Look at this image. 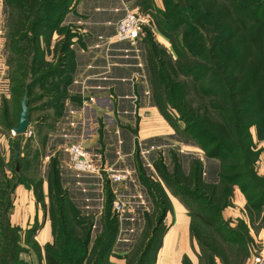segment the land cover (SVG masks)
Here are the masks:
<instances>
[{
	"label": "trees",
	"instance_id": "1",
	"mask_svg": "<svg viewBox=\"0 0 264 264\" xmlns=\"http://www.w3.org/2000/svg\"><path fill=\"white\" fill-rule=\"evenodd\" d=\"M5 1L9 8L8 21H13L12 15L15 13L21 15L22 28L27 27V22L32 23L27 27L26 33L41 37L43 33L39 31V27L45 24V34H53L59 20L74 0ZM144 4L145 11H151L152 0H145ZM164 7V10L154 12L157 30L172 40V49L179 59L183 60V64L169 66L158 64L157 61V64L151 63V71L158 70V73L154 74L155 80L151 81L153 100L165 118L174 125L177 135L178 124L170 114V109L178 113L179 121L184 123L183 137L204 150L207 162H218L219 174L216 181H207L204 178V161L196 158L189 161V172H184L186 179H179V182L175 180V176L180 173L182 167L180 159L177 156L173 159L175 168L171 173V170L167 171L164 156L159 153L154 167L160 180L144 177L146 171L139 162L140 176L143 177L144 185L156 197L154 192L164 191L169 199L166 190L169 186H164L163 183L167 181L172 182L171 187L181 183L179 190L185 197L201 201L198 205L203 212L191 211L187 202H181L188 208L191 217L198 218L206 227L216 228V234L224 238L227 246L221 248L216 245L210 248L205 244L194 233L192 217L193 236L198 240L202 252L208 250L214 257H221L223 263L231 264L227 253L237 251L238 254L242 249L236 250V247L243 246L247 253L242 252L243 259L249 258V248L254 244L243 230L241 234L231 232L233 237L242 239V244H238L241 242L227 238L218 229L223 223V205L227 203L226 197L233 193L234 186H238L244 198L248 200V218L252 224H257L261 217L258 223L260 226L264 225V214L260 216L264 210V176L260 175L257 169L260 151L251 132L252 128L256 127L259 139L264 134V0H164ZM17 36H20V33ZM57 65L37 73L35 64H31L28 73L31 79L27 84V92L32 111L34 101L41 99L34 98L32 89L52 76L65 72L67 74L69 66H75ZM19 66L18 72H23L26 77L25 71L29 68L26 66L23 70V65ZM150 75L153 76L152 73ZM182 76L186 79L182 80ZM66 78L46 92L45 89L44 92L42 90V93L51 97V93L61 84L64 104L68 95L66 89L73 79H68V76ZM22 88H18L21 93ZM192 89L195 96H190ZM61 114L62 112L58 117ZM18 145L20 147L19 142ZM18 160L20 161V157ZM60 176L56 168H53L52 172L49 170L54 239L44 247L34 239L36 226L26 232L20 227L7 226L10 199L0 207L5 210L4 214H1L0 222V264H41L44 259L47 264H113L110 259L112 255L122 257L117 248L119 220L112 214L114 194L111 188L108 187L109 204L106 210L109 211L106 212V226H102V232L94 238L92 218L85 217L76 206L73 209L79 216V226H69L70 220H67L65 215L62 216L65 213L62 202L71 201L57 186L63 185ZM20 181L24 182L23 177L18 178L11 189H5L3 194L13 193ZM182 184L185 187L181 186ZM58 208L61 211V223ZM163 212L166 214L167 210ZM163 220L164 217L160 223ZM29 237L32 238L33 244L28 242ZM154 241L155 238H149L143 255L137 259V264H146L147 252L156 244ZM160 243L161 240L154 248L155 253ZM24 254H27V257H24ZM31 256H35L36 261ZM128 263L132 261L128 260ZM152 264H155V258ZM184 264L192 262L185 258Z\"/></svg>",
	"mask_w": 264,
	"mask_h": 264
},
{
	"label": "rangeland",
	"instance_id": "2",
	"mask_svg": "<svg viewBox=\"0 0 264 264\" xmlns=\"http://www.w3.org/2000/svg\"><path fill=\"white\" fill-rule=\"evenodd\" d=\"M104 1L110 2L111 4L113 0ZM144 2L145 0H137L136 3L140 5V8L135 10L143 13L148 12L149 10L145 11L144 9ZM5 12L6 10L3 9V16L0 18V64L6 65V69H4L5 73L1 72L0 74L2 78V81L0 82V197H4L6 203L9 200L10 194L4 195L3 192L5 189L7 190V188L11 189L14 185L13 180L18 166L19 171L22 169V174L27 178V180H38L41 171L40 167L42 165L41 159H43V157L45 158V156H49L47 160L48 173L49 170L52 172L53 168L58 170L61 175L60 179L63 180V185L59 184L57 186L61 192L65 193V196H67L71 201L69 203H60L62 206H64L65 212L62 216L65 215V218H67V220L69 219L71 222V225L69 226H79L78 222L80 221L75 209H73L75 205L70 199V197H74V200L77 201L80 206L85 207L89 204V206L92 207L89 210L84 209V211H87V214L84 216L87 218L90 217V219L93 217L91 219V222L94 224L93 237L96 234L101 233L102 226H106V212L107 210L109 211V209L106 210V207L108 208L107 204H109L108 187H111L113 192L116 190L127 203L125 212L114 216V218L117 217L119 220L117 226H119L118 238L120 237V242H118L117 248L119 254L122 257L112 255L110 258L111 262L113 264H137V259L143 255V251L145 250L149 238L153 237L155 238L154 243L156 244L153 245V248L148 250L146 255V264H152L156 255L154 248L160 242L164 234L166 217L172 212L170 198L168 199L164 191L154 192L157 194V197L152 192L148 195H146V193H143L144 195L141 193L136 195L138 191L148 192V190L147 188H144V185L136 187V185L130 183L128 186H126L127 181L130 178L122 183L116 184L111 183L107 178L102 180L96 176L78 173L69 167V156L65 149L66 145L58 148V144L61 143V140L56 142L53 141V139H56L54 138L55 131H57L56 122L58 119H60L59 117L63 116L62 114L64 113V104H62V95L64 92L62 89L63 86L60 84L57 89L51 93V97L50 95L43 94L42 90L44 92L45 89L46 92L49 88L58 85L60 81L62 82L66 80V76H68V79L73 78L67 89L65 88L67 92H70V85H73V81L76 76V74H73L75 71V66L72 67V65H70L67 69L69 71L67 74H65V76L63 75L64 77L60 75L52 76L50 79L45 80L44 83H41L32 89L34 98H41L40 101L33 103L34 109L30 114V120L36 121L34 123V133L36 132V135L32 139L28 140L27 145L24 147V149H22L24 157L20 159V161L18 160L19 158H14V144L21 142L22 136H13L12 130L13 126L17 125L19 122L22 97L27 92V84L31 79V77L28 76V73H30L31 64H35L37 73L46 71L49 68H54L55 66H58L57 64H102L104 62L103 53L94 57L92 54L89 55L87 52H89L91 49H93L92 51L99 49L100 51H104L105 48L102 47L104 44L102 45L101 42L104 41L103 39L105 37L100 36L99 42H97L95 45L90 44L92 40H95V38L92 37V35H90V33H88L85 29L86 24L81 20L82 15L76 16L78 21L73 20V24L70 23V25L58 28V32L55 31L53 34L49 35L45 34L44 26L46 25L43 23L44 25L39 27V31L43 33V36L40 37L39 35L38 37L37 35L34 37L32 34H30V32L26 33V30L28 31L27 27L32 24L31 21L26 23L27 27L24 29V26L23 28L21 27L22 24L20 20L23 16L16 15L15 11H13V13H15V15H12L13 21L9 22L8 15ZM153 29L154 26H151V24L147 25L140 43L135 47L128 43H118V45L115 44L107 47L106 49L109 53V56L112 54H118V58H125V55L127 54L125 51L121 52L119 49L127 51L135 50L137 53H141L140 61L143 60L145 62L144 64L146 65V68L148 67L151 89V81H154L156 78L154 74L158 73L157 69L156 71H151V63L168 64L169 66L171 64H183V60L179 59V56H177L172 49V40L170 41V39L163 35L160 37L157 35V37L151 31ZM101 31L102 33H106L105 29H102ZM18 33H20V36H17ZM179 37H181V34ZM163 43L169 48H166ZM81 51L82 54L79 53ZM112 51H118V53H112ZM21 64L23 65L21 67L23 70L24 68L26 69V66L29 68L25 71L26 77H24L23 72H18L20 71L18 67L20 68L19 65ZM151 73L153 76L150 75ZM180 78L182 80L186 79L183 76ZM20 86L23 87L22 93L21 90L19 91L18 89L21 88ZM190 96H195V91L193 89ZM61 112V116L58 117ZM170 114H172L175 122L178 124V135L174 138H170L169 141L173 142V139H178L180 142H178L176 145H170L161 139L154 142L156 143L155 147L149 146L148 143L141 142L140 148L142 160L146 173L148 175H152V173H150L153 171L151 166L152 160L153 158H158L159 153H162L164 156L163 160L167 166V171L169 172L171 170V173H173L175 168L173 159L177 156L181 161L182 167L179 170L180 173L175 176V180L179 181L180 179L184 181L186 179L184 172H186L189 168V161L191 159L194 160L199 158L200 155L198 154L199 152L196 153V151H182L183 147L188 145L185 143V141H191L185 139L186 137H183L182 135L184 123L179 121L180 117L178 113L173 109H170ZM251 132L254 136L257 149L260 151V159L257 163V169L259 174L264 176V173H262V171H264V166L261 167L262 163H264V134L262 138L259 139L256 127H253ZM50 133H54V136L52 135V141H50L48 147L45 148L47 145L46 140L48 137H50ZM195 147L198 148V146ZM199 149L202 150L200 147ZM6 151L9 155L7 154V156H3ZM52 152H54V155H51ZM203 154V161H207L208 159L205 157L204 150ZM113 169H115L114 166ZM218 172L219 166L217 167V170L211 174V178L214 179L212 182L216 181L215 178L219 174ZM45 173L46 172H43V174ZM133 173L134 172H131V175H133ZM155 177L157 180H159L157 175ZM166 182L167 181H163L164 186L166 184L169 186H167L168 188L166 189L168 190L167 192L171 198L175 197L182 202H187L191 211L193 210L195 212H203L200 208V205H198L202 203L201 201L189 199L188 197H185L179 190V188H181V183L176 187H171V185H173L172 182ZM181 186L185 187L183 184ZM154 188L156 190V186H154ZM82 189L86 192L82 191ZM232 190L233 193L226 197L227 203L223 205V223L218 227V229L221 230V232L224 234V236H227V238H234L236 241L241 242L238 244H242V239L239 237H233L231 232H240L241 234L243 230L247 237L249 236L254 242L253 245L251 244V248H249V258L245 257L243 259L244 255L242 252L244 251V254H247L243 246L236 247V250L238 248L242 249L238 252V254L235 250L236 252L234 253H227V257L231 259V264H236V262L237 264H254L256 257L261 253L264 254V225H259L261 217H259L257 220V224H252L250 218H248V200L246 197L244 198L238 186H234ZM81 193L85 194V199L91 198V200H89V202H84ZM101 199L103 200V206L105 205L102 211H100L101 209L98 210V206L101 204ZM79 200H82L83 202ZM165 209L167 210L166 214L163 212ZM114 213L117 214L116 212ZM58 214V217L60 216L59 220L61 223L62 218L59 208ZM263 214L264 210L261 212L260 216ZM163 217L164 220L162 223H160ZM170 219L171 217H169V220ZM193 220L194 233L210 248L216 245L217 247L221 246V248L227 246L224 238H221L216 234V228L206 227V225L202 224L201 221L196 217H193ZM28 242L31 244L34 243L31 237L28 238ZM201 253L202 255L199 264H218L219 262L220 264H225L223 263L224 261L221 257L218 255H215L214 257L208 250H204L203 252L201 250ZM23 256L27 257V254H24ZM128 260L132 261V263H128Z\"/></svg>",
	"mask_w": 264,
	"mask_h": 264
},
{
	"label": "crops",
	"instance_id": "3",
	"mask_svg": "<svg viewBox=\"0 0 264 264\" xmlns=\"http://www.w3.org/2000/svg\"><path fill=\"white\" fill-rule=\"evenodd\" d=\"M136 2L137 0H113L110 4V2L104 0H74L68 11L59 20L56 32H58V28L70 25V23L73 24V20L78 21L76 16L82 15L81 20L86 24L85 29L95 38L90 44L95 45L100 41V36L105 37L103 39L105 40L115 33L117 22L126 14L127 10L140 8V5ZM0 6L9 15V8L5 0H0ZM151 6L153 7L151 9L153 14L164 10V0H152ZM102 29H105L106 33H102ZM165 47L169 48L166 45ZM104 48V51H100V49L92 51L93 49L90 48L91 52H87L94 57L103 53L104 62L102 60V64H74L75 71L73 74H76V76L73 85H70V92L64 99L63 116L57 120L55 136L54 133H50V137L46 140L47 145L45 148L52 141V135L56 138L53 141L61 140L58 148L65 145L67 147L73 142H82L104 163L114 166L115 170L134 172L127 181L126 186L130 183L136 185V187L143 186V177L140 176L139 171V162L145 170L140 148L141 142L155 147L156 143L154 142L161 139L170 145H176L180 141L178 139H173V142L169 141L170 138L177 136L176 128L165 118L154 103L148 67L146 68L143 60L140 61L141 53H137L135 50L119 49L127 54L125 58H118V54L109 56L106 50L107 47ZM79 53L82 54V51ZM112 53H118V51H112ZM65 74L66 72L60 76H65ZM92 96L95 101L90 102L89 108L86 109L84 105L87 103L88 98ZM31 122L30 130L33 132L32 136L21 135L22 140L19 142L20 159L24 157L22 149L27 145V141L36 135V132L34 133V123L36 121ZM185 143L188 145L183 147V152L196 151L200 155L201 150L199 147L196 148L194 143L188 141H185ZM7 154L6 151L2 155L7 156ZM51 155H54V152ZM48 158L49 156H45V158L41 159L42 165L38 180L32 179V181H29L23 176L22 169L20 171L16 169L13 181L16 183L18 178L23 177L24 182H18L13 193L9 195L10 207L7 211V226L20 227L25 232L27 229L36 226L34 239L41 247H44L54 239L52 234L50 184L47 170ZM156 159L153 158L152 160L153 171L150 172L152 175L146 173L144 177L158 181L155 177L157 173L153 167V162ZM68 164L71 168L70 156ZM204 164L205 178L208 181L214 180L211 178V174L217 170L218 162L211 160L209 162L204 161ZM262 166H264V163H262ZM43 172L46 173L43 174ZM188 172L189 168L186 173ZM217 177L215 180H217ZM144 188H147L148 192L138 191L136 195H139V193L142 195H144L143 193H146V195L151 193L148 187L145 186ZM82 191L84 190L82 189ZM81 194L84 202L91 200V198L85 199L84 193ZM169 198L172 212L166 217V226L155 255V264H184L185 258L189 259L192 264H199L202 253L200 244L192 233V217L189 210L179 199L171 198L170 196ZM70 199L76 209L83 215L87 214L84 209L89 210L92 208L89 204H84L86 205L85 207L80 206L74 200V197H70ZM79 201L83 202L82 200ZM102 201L101 199V204L98 206V210L101 209L100 211L105 207ZM3 205H5V198L0 197V207ZM2 208H0V222L2 221L1 214H4L5 211ZM169 217H171L170 220ZM0 226L2 225L0 224ZM119 240L120 237L118 242H120ZM31 258L35 260V256H31ZM41 264H47L45 259Z\"/></svg>",
	"mask_w": 264,
	"mask_h": 264
},
{
	"label": "built area",
	"instance_id": "4",
	"mask_svg": "<svg viewBox=\"0 0 264 264\" xmlns=\"http://www.w3.org/2000/svg\"><path fill=\"white\" fill-rule=\"evenodd\" d=\"M3 16V9L0 6V18ZM151 24L154 29L151 30L156 36H162L158 30L155 22V17L152 11L139 12L136 10H127L126 14L117 22L115 33L106 38L102 43V47H109L118 43H128L135 47L140 43L142 36L145 33L146 26ZM157 36V37H158ZM100 47V48H102ZM5 64H0V74L5 73ZM2 78L0 76V82ZM95 101V98L89 97L87 103L84 107L89 108L90 102ZM32 131L30 128L25 133L29 137L32 136ZM12 135L17 136V134L12 130ZM67 152L70 156V166L71 168L82 174H89L96 176L105 180L108 179L111 183H122L130 178L131 171L122 170L116 171L111 165H108L102 161L95 153H93L87 146L82 142H73L66 147ZM204 154L203 150L200 153V159L203 160ZM116 197H115V194ZM114 199L112 202V214L113 216L124 213L126 209V201L120 196V194L115 190ZM116 212L117 214H115ZM264 252V251H263ZM254 264H264V254H259L256 257Z\"/></svg>",
	"mask_w": 264,
	"mask_h": 264
},
{
	"label": "water",
	"instance_id": "5",
	"mask_svg": "<svg viewBox=\"0 0 264 264\" xmlns=\"http://www.w3.org/2000/svg\"><path fill=\"white\" fill-rule=\"evenodd\" d=\"M29 104H30V97L28 92H26L21 101V113H20L19 122L17 125L13 126V131L17 135H24L32 125L30 120V112L32 111V108L30 107ZM14 149H15V158H19L20 147L18 143L14 144ZM17 170H19V166L17 167Z\"/></svg>",
	"mask_w": 264,
	"mask_h": 264
}]
</instances>
